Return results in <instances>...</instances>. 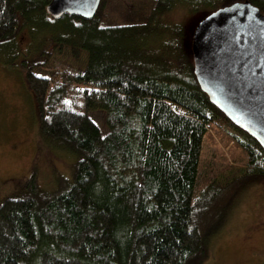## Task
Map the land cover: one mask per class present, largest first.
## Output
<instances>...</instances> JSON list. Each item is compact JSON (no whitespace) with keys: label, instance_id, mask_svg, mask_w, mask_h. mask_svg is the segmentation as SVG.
I'll return each instance as SVG.
<instances>
[{"label":"trees","instance_id":"1","mask_svg":"<svg viewBox=\"0 0 264 264\" xmlns=\"http://www.w3.org/2000/svg\"><path fill=\"white\" fill-rule=\"evenodd\" d=\"M223 1L220 7L245 0ZM249 1L264 13V0ZM50 2L0 0V45L16 39L23 15L41 11L53 19ZM182 4L142 0L120 21L101 0L91 19L56 18L66 35L50 39L48 57L65 44L76 58L86 50L84 71L35 73L45 61L23 68L39 138L78 160L55 190L39 187L34 174L21 195L2 201L0 264H25L43 237L60 250L43 251L38 264H202L233 201L249 184H264V148L202 89L194 30L167 17ZM97 110L105 114L106 133L91 117ZM216 123L235 130L247 168L195 197L204 138Z\"/></svg>","mask_w":264,"mask_h":264},{"label":"rangeland","instance_id":"2","mask_svg":"<svg viewBox=\"0 0 264 264\" xmlns=\"http://www.w3.org/2000/svg\"><path fill=\"white\" fill-rule=\"evenodd\" d=\"M145 5L147 4V0ZM142 0H108L107 10L114 18L125 20L133 10L132 3ZM189 7L205 8L192 12L178 6L167 17L177 23L187 22L193 31L208 14L223 6V0H177ZM29 17L30 19H28ZM25 18V19H24ZM46 12L34 11L21 16L22 29L16 39L0 45V204L11 196L21 195L36 184L48 191L58 187L63 177L70 178L75 170L77 156L64 147L39 138V116L34 93L27 86L25 64L35 66L40 75L65 69L72 73L84 71L88 53L83 50L76 58L70 45L54 51L48 47L50 39L66 35L62 23ZM93 120L106 133L108 126L101 110L91 112ZM235 130L226 123L211 125L204 138L200 162V176L194 196H198L212 181L225 183L245 171L248 154L234 138ZM39 249L25 264H38L45 250L60 248L41 239ZM209 258L202 264H262L264 262V184L253 182L233 201L225 224L210 240Z\"/></svg>","mask_w":264,"mask_h":264},{"label":"water","instance_id":"3","mask_svg":"<svg viewBox=\"0 0 264 264\" xmlns=\"http://www.w3.org/2000/svg\"><path fill=\"white\" fill-rule=\"evenodd\" d=\"M100 2L51 0L47 10L91 19ZM193 58L202 89L264 148V13L245 0L206 15L194 29Z\"/></svg>","mask_w":264,"mask_h":264}]
</instances>
